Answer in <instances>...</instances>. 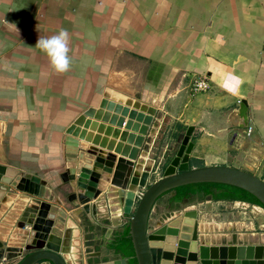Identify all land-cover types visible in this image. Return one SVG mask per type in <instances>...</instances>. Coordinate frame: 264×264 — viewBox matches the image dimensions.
I'll use <instances>...</instances> for the list:
<instances>
[{"label":"crops","instance_id":"1","mask_svg":"<svg viewBox=\"0 0 264 264\" xmlns=\"http://www.w3.org/2000/svg\"><path fill=\"white\" fill-rule=\"evenodd\" d=\"M61 29L71 66L57 73L35 46ZM201 79L208 89L194 91ZM242 100L245 129L229 123H239L231 115ZM177 129L192 130L189 168L228 166L264 181V0H0V184L11 193L0 199L1 241L19 246L27 231L23 252L54 249L69 219L83 264L127 259L130 216H110L106 188L125 177L118 158L134 163L141 149L150 178L161 141L181 140ZM79 151L95 155L97 188L77 186ZM26 198L40 206L21 228ZM175 198L158 199L151 231L194 211L200 245L264 247L263 208L198 190ZM217 257L210 264H227Z\"/></svg>","mask_w":264,"mask_h":264},{"label":"water","instance_id":"2","mask_svg":"<svg viewBox=\"0 0 264 264\" xmlns=\"http://www.w3.org/2000/svg\"><path fill=\"white\" fill-rule=\"evenodd\" d=\"M231 118H239V123H234L230 119L231 125L242 129L248 127L247 106L244 100L238 104ZM118 124L122 126L123 121L120 120ZM191 132V129L186 131L177 150V157H181L185 151L182 145L193 146L189 141ZM113 151L115 154H126V152L121 153L120 146H116ZM190 151L191 149L188 150L186 156L183 155L182 161L175 165L177 173L165 174L149 185L146 184L150 167L146 165L147 152L145 150L141 149L134 163L122 157L117 160V164L127 167L125 177L120 183L111 179L104 196L111 217H121L122 213L130 216L128 237L136 264H210V261L218 260V253H220L219 260H227V264H240L239 260L250 261L249 264H261V262L254 263L255 261L252 260H264L263 246L208 248L200 245L197 241V212L194 211L184 212L156 230L151 231L149 228V216L158 199L168 192L191 185L207 183L236 187L252 195L264 207V181L262 179L244 170L228 166L189 168L187 161ZM114 153L106 156V160H109L107 161L109 167L116 162ZM77 157L79 175L77 186L97 188L98 183L90 179L95 155L92 152L79 151ZM174 160L175 158L167 170ZM2 171L0 168V172ZM113 174L118 176L117 171ZM1 180L5 179H2L0 174ZM7 190V185L0 184V199L11 194L7 193ZM39 206V200L26 198L25 203L20 207L21 213L18 217L21 228L33 224ZM71 222L69 219L66 220L67 226L62 241L54 249H35L28 253L23 252L28 236L27 231L19 246L7 245L6 241L0 240V264H13L12 261L17 259L18 261L14 264H83L79 245L80 232ZM236 259L237 262L233 263L232 261ZM103 264H128V259L112 260Z\"/></svg>","mask_w":264,"mask_h":264},{"label":"trees","instance_id":"3","mask_svg":"<svg viewBox=\"0 0 264 264\" xmlns=\"http://www.w3.org/2000/svg\"><path fill=\"white\" fill-rule=\"evenodd\" d=\"M193 186H198L194 188ZM212 189H215L213 193ZM202 191L205 195H211L213 200H228V201H241L251 205H256L264 209L261 203L249 193L238 189L236 187L221 185V184H197L186 187H181L176 190V201H181L186 198L191 191ZM170 193V192H168ZM167 194V193H166ZM121 245L124 247V254L128 259V264H136L134 259L133 249L128 237V227L125 234L121 237Z\"/></svg>","mask_w":264,"mask_h":264},{"label":"clouds","instance_id":"4","mask_svg":"<svg viewBox=\"0 0 264 264\" xmlns=\"http://www.w3.org/2000/svg\"><path fill=\"white\" fill-rule=\"evenodd\" d=\"M35 47L47 55L52 68L57 73L69 71L71 58L69 56V33L67 30L61 29L57 34L49 37L40 36Z\"/></svg>","mask_w":264,"mask_h":264},{"label":"rangeland","instance_id":"5","mask_svg":"<svg viewBox=\"0 0 264 264\" xmlns=\"http://www.w3.org/2000/svg\"><path fill=\"white\" fill-rule=\"evenodd\" d=\"M180 130H178L179 132L177 131L178 134L181 132L180 133V135H181L180 141H176V139L173 138L170 142L168 141L169 142L168 144H170V145H166L167 142L165 141V139H163L161 141V144H163L164 147L161 146L159 148V151L162 153L160 162L156 164L157 167L155 166V170H153V172L150 174V178H148V182L146 185H149V184L153 183L154 181L160 179L165 174L177 173V167L175 168V165H177L178 162L182 161L183 155L186 156L188 150H190V149L192 150L193 146H191L190 144L189 145H182L184 147V150H185L183 152V155L181 157L176 156L177 150L179 149L181 141L183 140V137L186 133V131H184L185 129L184 130L180 129ZM173 158H175V160H174L173 164L170 166V168L167 170V168L169 167V164L171 163ZM193 187L196 188L198 186H193Z\"/></svg>","mask_w":264,"mask_h":264},{"label":"built area","instance_id":"6","mask_svg":"<svg viewBox=\"0 0 264 264\" xmlns=\"http://www.w3.org/2000/svg\"><path fill=\"white\" fill-rule=\"evenodd\" d=\"M194 91L197 92H201L204 91L206 89H208V83L206 81V79H201L200 81H197L193 84V88ZM247 133H250V129L247 130Z\"/></svg>","mask_w":264,"mask_h":264}]
</instances>
